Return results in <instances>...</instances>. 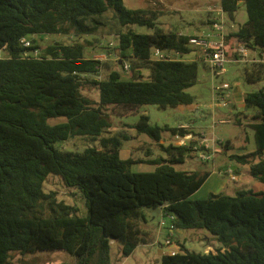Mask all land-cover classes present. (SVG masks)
<instances>
[{"label": "trees", "instance_id": "1", "mask_svg": "<svg viewBox=\"0 0 264 264\" xmlns=\"http://www.w3.org/2000/svg\"><path fill=\"white\" fill-rule=\"evenodd\" d=\"M240 3L247 21L225 35L227 55L231 57L236 41L262 54L264 0H220L229 23L235 21ZM108 13L114 32L105 20ZM159 14L128 9L124 0H0V51L6 52L0 58V264H17L14 255L57 251L69 254L73 264H111L115 243L124 257L147 243L142 225L152 218L148 209L161 206L160 216L174 217L170 226L177 231L205 230L208 241L219 243L215 252L201 253L181 244L174 255H163L161 264H264V190L238 189L235 195L219 192L194 199L211 172L174 169L197 151L194 140L159 143L166 132L174 139L201 134L190 127L153 125L141 115L131 128L156 140L168 157H121L123 141L130 137L125 129L111 132V117L135 114L146 105H191L195 98L187 89L198 83L201 65L209 69L199 60L152 58L155 48L198 56L191 45L197 37L163 30ZM206 23L212 25L209 19ZM133 26L152 33H137ZM95 35L115 37L113 45L103 47L118 56L115 68L87 56L92 43L79 39ZM34 36L57 38L37 58L30 54L40 48ZM24 39L33 45L25 47ZM244 79L264 82V63H248ZM243 105L256 111L250 125L255 149L229 159L234 173L243 167L264 184V88L245 93ZM58 118L63 121L49 123ZM234 121L240 124L241 119ZM78 141L86 142L81 151L63 145L77 147ZM217 145L215 154L231 148L229 141ZM141 162L156 168L133 172L132 165ZM51 175L80 191L86 215L45 190Z\"/></svg>", "mask_w": 264, "mask_h": 264}, {"label": "rangeland", "instance_id": "2", "mask_svg": "<svg viewBox=\"0 0 264 264\" xmlns=\"http://www.w3.org/2000/svg\"><path fill=\"white\" fill-rule=\"evenodd\" d=\"M124 4L128 9H152L160 12L158 17V26L165 31H174L183 35L192 37H204L213 34V28L207 24V19L212 22L213 15H209V10L219 7L220 0H124ZM215 13V11H214ZM235 21L232 24V29L238 28L247 21V13L245 7L241 5L236 15ZM108 27L114 32L116 26L113 23L112 15L108 13L106 19ZM107 27V30H108ZM137 33L148 34L152 30L145 26H133ZM56 36H48L40 39L34 36L32 39L36 41L35 45L39 46L40 52L56 39ZM30 40L31 39H27ZM74 38L68 39L72 41ZM81 43L90 41L87 50V56L107 62L112 68H115V62L118 56L109 54L108 50L103 47H108L110 43H115L116 39L113 35L86 36L79 39ZM252 52L250 57H252ZM6 52L0 51V58L5 57ZM248 64V63H247ZM246 63L232 62L225 66V73L215 75L214 72H208L204 67L200 66L198 83L187 89V92L194 96L195 102L191 105H181L175 108L168 107L161 109L155 105H146L141 107L137 113L127 116H112L111 132H116L121 129L127 130L129 139L123 141L121 157L127 159L132 157L134 160H146L168 157L165 151H162L158 145L167 146L176 140L171 138L170 133L166 132L162 135V140L158 143L153 138L146 134H138L135 129L131 128L139 120L141 115L149 117L151 124L160 127L169 126L179 127L182 124L190 126L196 134H202L209 145L220 141H229L231 148L227 152L220 151L214 154V161L201 162L198 158L199 152L192 153V156H187L182 164L174 166L176 171L193 172V171H210L218 174V178L226 182V188L223 192L227 195H235L238 189H253L264 190V184L252 179L249 175L241 174L238 181H232L225 174V167L235 166L229 159L230 155L242 154L253 151L255 149L254 133L247 123L252 122L251 117L256 113L254 109L246 110L243 103L240 101V94L248 92H256L264 88V82L247 83L244 79V69ZM143 74L147 75L148 70L144 69ZM104 75V72L103 74ZM124 79L128 78L127 74L123 75ZM228 84L230 89L221 95L217 92V88L222 84ZM95 92L92 97L95 98ZM220 97H223L228 106L224 107L218 104ZM231 102L234 108L230 105ZM235 117L240 118V124L236 123ZM62 118L49 120L50 124L62 122ZM225 121L224 123H222ZM197 142H200L199 136H196ZM163 141V142H162ZM177 141V140H176ZM85 141H78L77 147H73L71 143H64V147L68 150H79L85 147ZM148 155V156H147ZM156 166L141 162L132 165L133 172H152ZM244 169L243 167H240ZM246 170V169H244ZM220 174V175H219ZM47 192L53 191L56 193L57 199L64 201L67 204L74 205L78 208L81 216L86 215V207L84 199L79 190L67 187L61 178L51 175L46 184ZM207 189H203L197 195V199L207 198L209 195ZM213 193V192H211ZM208 196H207V195ZM206 195V196H205ZM163 224L161 225V221ZM171 221L168 217L159 216L156 219L148 218V221L142 225L143 229L148 233L147 243L142 244L129 256L124 257L121 253V246L115 243L112 246L111 264H161L162 253L168 254L170 248L165 244L167 239L172 242L181 241L183 247L190 252H215L219 248V243L215 240L208 241L207 236L210 234L205 230H189L183 232H170ZM180 247L175 246V250L179 251ZM14 260L17 264H73L74 259L65 252H40L37 254H28L26 256L14 255Z\"/></svg>", "mask_w": 264, "mask_h": 264}, {"label": "built area", "instance_id": "3", "mask_svg": "<svg viewBox=\"0 0 264 264\" xmlns=\"http://www.w3.org/2000/svg\"><path fill=\"white\" fill-rule=\"evenodd\" d=\"M215 11V13H214ZM210 14L213 15L212 18V28L214 31V35H217V39H212L211 37H197L191 41L192 47H194L198 51V56L192 58L190 55H183L182 53L176 50H161L159 48H155L152 52V58L156 61H189V60H199L209 66L211 72H214L215 75L219 76L225 73V66L232 62H240V63H252V62H260L264 63V52L259 54L256 58L250 57L251 50L247 46L245 42L236 41L235 45L231 49V57H228L225 47V35L224 29L225 24L227 22V17L224 14L222 8L215 7L214 9L209 10ZM25 47H31L33 44L30 40L24 39ZM113 45V43H111ZM34 57L39 58L41 55L40 49H35L30 52ZM126 70L129 69V66H125ZM230 86L226 83L222 84L216 90L221 95H224V92L228 91ZM219 105L228 106L227 101L220 97ZM223 121L222 123H224ZM185 128V127H184ZM177 139V144L182 145L191 140H196L197 137L189 134L182 138L179 136L175 137ZM200 142L195 144L196 152H199L198 158L201 162H210L214 161L213 157L216 152L217 143L213 144V146L209 145L206 138L201 134L199 137ZM203 148V149H199ZM225 174L230 177L232 181H237V176L231 168H228L225 171ZM174 217H170V220H173ZM163 224V220L160 223ZM176 231L173 226H170V232ZM166 245H171V240L167 239L165 242ZM176 251H171L170 254L174 255Z\"/></svg>", "mask_w": 264, "mask_h": 264}, {"label": "crops", "instance_id": "4", "mask_svg": "<svg viewBox=\"0 0 264 264\" xmlns=\"http://www.w3.org/2000/svg\"><path fill=\"white\" fill-rule=\"evenodd\" d=\"M241 5H243V3H240V7H241ZM220 6V5H219ZM244 6V5H243ZM231 23H233V22H228V20H227V22H226V24H225V29H224V35H226L227 33H229L230 31H235L236 29L234 28V29H232V24ZM215 33L213 32V34L212 35H214ZM210 36V34L209 35H207L206 37H211L212 39H217V35H215V36ZM257 56H259V53H253L252 54V58L254 59V58H256ZM210 70V68L207 70L209 73L211 72V71H209ZM243 96H244V94H240V101L243 103ZM219 104V103H218ZM233 108H234V105H233V103L231 102V104H230ZM254 122L252 121V122H248L247 123V125L248 126H250L251 124H253ZM181 127H185V128H189L190 126H188L187 124H182V125H180ZM191 128V127H190ZM163 142V141H162ZM193 143L194 144H197V143H199V142H197L196 140H194L193 141ZM218 147V145H216V148ZM220 151H222L223 152V150L221 149ZM228 167H230L232 170H236V167L235 166H230V165H228V166H226L224 169L226 170ZM245 169V168H244ZM244 169H241V168H239V169H237V171H235V175L237 176V178H238V180H239V176L241 175V174H246V176H248L249 174L247 173V171L246 170H244ZM224 170V171H225ZM218 174H216V173H210V176L208 177V179L205 181V183L202 185V187L193 195V198L194 199H197L196 198V195L200 192V191H202L203 189H207V191L209 192V193H207L208 195L209 194H211V192H213V193H219V192H223V189H225L226 188V182H224V181H222V180H220L219 178H218V176H217ZM220 175V174H219ZM237 180V181H238ZM261 190H263V189H260V190H258V191H261ZM206 194V195H207ZM205 195V196H206ZM207 195V196H208ZM204 199H206V198H204ZM199 200H201V198L199 199ZM146 225V224H145ZM177 231V230H176ZM177 232H181V231H177ZM182 243H181V241H177V242H172L171 241V245L169 246V248H170V251H169V253L168 254H170V252L171 251H177V250H175V246L177 245L178 247L181 245ZM164 255V253H162V256ZM166 255V254H165ZM161 256V257H162Z\"/></svg>", "mask_w": 264, "mask_h": 264}, {"label": "water", "instance_id": "5", "mask_svg": "<svg viewBox=\"0 0 264 264\" xmlns=\"http://www.w3.org/2000/svg\"><path fill=\"white\" fill-rule=\"evenodd\" d=\"M209 71H211V70H209ZM161 209H162V206L157 208V209H153V208L148 209V212H149V214H151L152 219H156L160 216Z\"/></svg>", "mask_w": 264, "mask_h": 264}]
</instances>
